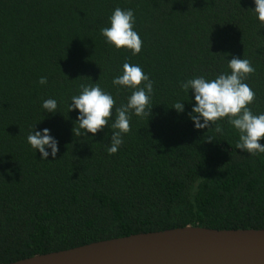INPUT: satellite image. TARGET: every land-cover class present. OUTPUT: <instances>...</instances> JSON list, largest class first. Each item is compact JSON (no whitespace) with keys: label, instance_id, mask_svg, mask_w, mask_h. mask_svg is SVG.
<instances>
[{"label":"trees","instance_id":"1","mask_svg":"<svg viewBox=\"0 0 264 264\" xmlns=\"http://www.w3.org/2000/svg\"><path fill=\"white\" fill-rule=\"evenodd\" d=\"M131 8L141 52L116 50L100 29L112 11ZM253 0H0V264L139 233L186 226L264 229V153L236 149L238 132L196 129L193 104L180 82L230 74L228 60H250L248 105L264 113V25ZM154 82L149 116H132L130 132L109 154L112 132L76 135L70 96L98 83L113 86L125 60ZM47 83L41 85L40 77ZM58 112L46 114L44 99ZM184 101L177 113L174 103ZM50 129L55 158L41 160L29 129ZM83 130H81L82 132ZM212 139H209V138ZM264 145V139L258 141ZM49 153L51 149H47Z\"/></svg>","mask_w":264,"mask_h":264},{"label":"clouds","instance_id":"2","mask_svg":"<svg viewBox=\"0 0 264 264\" xmlns=\"http://www.w3.org/2000/svg\"><path fill=\"white\" fill-rule=\"evenodd\" d=\"M256 20L264 25V0H253ZM136 22L134 10L116 7L109 17V25L100 29L105 43L116 50H130L132 55L141 52L143 41L134 25ZM230 74L221 73L214 79L205 75L195 76L180 82V88L187 94L192 91L194 101L188 118L193 122L194 128L204 129L211 124L217 133L223 134L222 126L217 121L227 118L239 134L236 149L246 151L250 155L264 153V145L259 143L264 139V113L253 114L248 107L255 98V92L244 83L247 74L255 71L250 60L233 57L228 60ZM39 83H47L46 77H40ZM113 86L131 90L126 103L114 108L116 99L113 95L100 87L98 83L79 85V94L70 96L69 111L78 110L76 122L79 127L73 129L76 135L96 134L105 126L109 127V119L115 118L110 127L112 132L109 154H115L123 144L124 134L130 132V121L133 115L137 117L151 114V100L154 93V82L143 71L140 65L130 63L127 59L122 64L121 74L111 81ZM184 101L174 103L173 109L177 113L185 111ZM41 108L46 114L55 115L58 112V101L55 98L44 99ZM81 130H83L81 132ZM50 129L36 130V125L29 129L26 142L35 152L40 153L41 160H48L51 155L56 157L59 150L58 141L50 135ZM209 139H212L211 137ZM51 149V152L47 151Z\"/></svg>","mask_w":264,"mask_h":264},{"label":"water","instance_id":"3","mask_svg":"<svg viewBox=\"0 0 264 264\" xmlns=\"http://www.w3.org/2000/svg\"><path fill=\"white\" fill-rule=\"evenodd\" d=\"M10 264H264V229L186 226L91 243Z\"/></svg>","mask_w":264,"mask_h":264}]
</instances>
